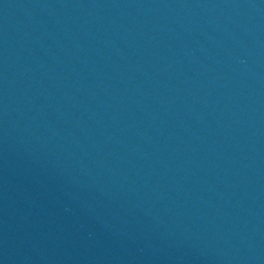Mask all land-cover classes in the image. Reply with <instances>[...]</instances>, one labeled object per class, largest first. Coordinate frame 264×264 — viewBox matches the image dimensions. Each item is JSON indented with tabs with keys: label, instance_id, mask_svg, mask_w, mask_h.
Segmentation results:
<instances>
[{
	"label": "water",
	"instance_id": "obj_1",
	"mask_svg": "<svg viewBox=\"0 0 264 264\" xmlns=\"http://www.w3.org/2000/svg\"><path fill=\"white\" fill-rule=\"evenodd\" d=\"M0 264H264V0H0Z\"/></svg>",
	"mask_w": 264,
	"mask_h": 264
}]
</instances>
